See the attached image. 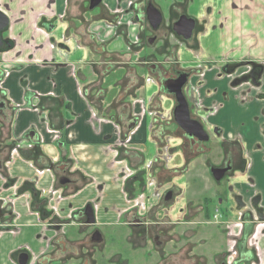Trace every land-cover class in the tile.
<instances>
[{
    "label": "crops",
    "instance_id": "obj_1",
    "mask_svg": "<svg viewBox=\"0 0 264 264\" xmlns=\"http://www.w3.org/2000/svg\"><path fill=\"white\" fill-rule=\"evenodd\" d=\"M130 2L103 0L89 10L88 0H0L13 41L12 48L0 52V88L6 91L9 119L0 117L5 149L0 227H14L0 231V264H19L22 252L28 254L27 264L78 262L69 260L72 255L55 244L54 236L79 246L84 235L72 215L86 202L94 203L97 220L103 222L117 223L129 214L127 190L117 174L130 165L114 155L116 138L124 137L125 124L140 114L141 100L146 110L164 116L168 111L162 108L165 94L159 83L143 80L147 71L138 75L136 67L145 70L143 63L133 61L135 52L128 55L127 40L118 35L130 39L133 30L110 24L117 12L124 24L129 22ZM190 12L202 27L196 40L178 51L182 65L194 69L186 96L197 117L219 129V142L241 145L249 167L232 181L236 190L248 188L247 196L258 194L264 217V0H201ZM241 60L260 66L257 84L235 81L249 69L244 66L222 71ZM159 119L146 112L138 130L130 132L133 149L128 152L139 162L135 168L148 161L146 142L152 149L160 144ZM152 123H158L156 130ZM219 142L213 149H221ZM62 162L72 179L64 185L57 181L56 167ZM246 175L251 186L243 183ZM52 188L61 197L42 194ZM32 192L38 201L50 198L63 220L59 232L51 226L48 209L42 214L32 207ZM248 243L250 248L255 243L257 259L248 248L245 264H264V227Z\"/></svg>",
    "mask_w": 264,
    "mask_h": 264
},
{
    "label": "flooded vegetation",
    "instance_id": "obj_2",
    "mask_svg": "<svg viewBox=\"0 0 264 264\" xmlns=\"http://www.w3.org/2000/svg\"><path fill=\"white\" fill-rule=\"evenodd\" d=\"M102 1L103 0L92 9L101 5ZM200 2L201 0H131L129 6L126 8L133 15L129 22L124 24L120 19L121 16L119 17L120 13L117 12L118 17L113 23H110L116 27H126L128 30H133L130 39L124 33L118 34L127 40L125 47L127 54L129 55L130 53L135 52L133 61L136 60L137 63H143L142 61H139L140 53H144V56H142L144 59L146 56L154 58L149 59L150 61L148 63L146 62V71L150 73V75L145 76L143 80L147 83H159L162 93H164L173 103L164 116L156 110H146L144 101L138 98L142 101L141 104H143L140 114L132 115V118L125 124L129 129L128 132L124 137L119 134L116 138L115 146H113L114 155L122 156V158L126 159V162L130 165H126L125 169H120L117 174V176L124 181V187L127 190L125 195L126 198H124L130 202V211L127 209L129 214L124 216V221L122 222L127 224L135 235L136 241L133 243L131 239V244L134 247H136V245L148 246V248H150V250L157 256L158 264H243V261L245 264L246 261L245 258H243V253L248 250V248L251 249L253 253V259H257L255 243H252L253 247L251 246L250 248L248 247V242L255 237L259 228L264 227V223H262L264 217L262 209L259 207L260 199L258 194L254 193L249 197L247 196L248 188H245L243 191L236 190L237 188L232 181L236 179L239 174H244L245 176L247 168L249 167V160L244 156V151L241 148V145L222 140L219 142V129L205 124L202 119L197 117L193 104L186 96L190 77H192L193 72L191 73L187 70H181L178 66H175L177 65V61L173 59H179L178 51L185 47V44L196 40V36L198 35V31L201 29L202 24L191 14L190 11L195 7H199ZM148 5H151L160 13V19L158 22L154 17L156 16L154 13L150 12L151 15H149V17L147 16L145 10ZM89 6L90 0H88V9L92 10ZM190 19L194 20V28L188 38H185L183 35L177 34L174 31L173 26H189ZM178 21H180V25L177 23ZM6 26L7 27L2 33V40H4V42L0 47V52L10 49L13 46L12 39L9 38L6 33L9 28V21ZM166 53H169L171 59H165ZM243 66L246 67V69H249L242 75L236 77L235 81L243 82L247 80L251 81V84H257L260 66L248 62V60H241L226 65L222 68V71L229 73L234 70V68ZM162 67L165 68L168 73L166 76L163 75V77L160 78L161 75L159 73L162 70ZM182 74L186 75V81L181 90L188 104L189 118L197 121L202 126V130L208 137L207 139H202V137H205V135L202 134H188L173 119V110L177 102L174 94L168 92L167 88L163 86V83L169 79H178ZM155 75L157 77H154ZM169 95L172 99L169 98ZM7 104L8 99L6 91L0 88V117L2 120H9ZM125 110L126 109L124 108L121 111L122 116L125 113ZM146 112L156 119L162 118L159 119L162 121V134L165 131V126H168L169 122H171L174 125V128H172L173 134H171V137L168 135H162L160 137L161 141H159V143L163 144L161 146L163 149V151H161L162 154L160 153L158 155V153H156L157 157H153L154 155H148V161L150 162L148 167L145 165L144 168H135L134 165H138L139 162L137 161L136 156L131 155L128 152V150L133 149L130 132L134 133L138 130L141 123L140 118ZM164 119H166V121H164ZM155 125L156 124L152 123V128H154ZM169 137L172 140L175 139L173 145ZM218 142L221 148L219 150V155L217 156L218 162L215 164L209 160H203L201 162L200 158L204 154L211 152V146H216ZM168 145L170 147H168ZM173 149H178L177 152L179 155L176 157L182 159V162H185V168L180 174V177L185 181L186 178H184V174L188 172L193 173V176L185 182V186L192 185L194 189L198 188L197 196H191L185 199V201L190 202V205L179 204L180 198H184L185 194L183 187H181L179 182L173 184L174 177H177L176 171L169 172L165 166H161L160 169L158 167H151L154 160L157 161V159L167 162L169 160L168 158H171L176 154H172V151H175ZM4 152L5 149L0 143V168H2V166L3 168L5 167V163L1 158V155ZM183 157H185L184 161ZM186 158L189 159V161H187ZM191 161L193 164L196 162V165L204 164L207 167L206 178L208 177L212 185L211 193L206 191V189L204 190L205 184H203V180L200 176L194 173V166L190 165ZM165 165H167V163ZM66 167V164L63 162L57 165L58 183L60 179H68L64 184L71 182L72 179L71 176L67 174ZM211 168L225 169L223 177L218 181L215 180L210 171ZM247 175L243 183H245L244 185L248 184L251 186V179ZM7 180L6 177V181ZM10 181H12L13 184V180ZM10 181L8 180L7 182ZM222 182H224V187L220 194H218L216 187H220ZM101 188L102 186H99V189ZM46 191H43L42 194L47 195L50 193L61 197V192L59 190L52 188ZM127 195L132 198H128ZM30 196L32 198L33 208L39 210L42 214H44L47 209L50 211L51 219L53 221L51 226L54 227L59 225V228L55 229V231L59 232L62 226H64L63 222H61L63 220L60 221L58 219L59 217L55 212V208L49 202L50 198L48 199L46 197L44 200L38 201L35 199L37 197L36 192H32ZM170 202L172 205H174V203L179 205L177 213L178 215L182 213V218L188 214L187 212L191 207L197 206L196 212L190 214L189 218L194 217L195 215H200L203 218V222L212 226L213 232L211 236L215 241V249L211 251L210 256L198 251L199 246L206 243L204 239L199 243L190 242L189 247L187 248V253H184L181 249L176 251L175 245L177 243L173 239L175 236L167 232V226L171 228V224H168L167 220L168 213L172 212V209L169 210L168 203ZM250 204L251 206L256 205L255 208L257 209V211L251 213L252 215L250 214V209H252ZM10 205L7 204L9 211L11 209ZM87 205L92 209L94 218L93 222H87L88 218H92V215L84 214V208ZM0 209L2 210L4 207H0ZM95 210L94 203L86 202L82 208L74 212L72 215V219L74 218L79 221L81 232L84 235L79 246L75 243H66L59 235L54 236L55 244H60L66 252L72 255L69 260H74L75 258L76 260H79L78 262L74 261L72 264H98L99 259L104 256L103 250H99L104 243V237L95 227L97 221ZM172 214L174 215L173 212ZM6 228L7 230H12L14 227L5 223L0 227V231ZM178 239L180 238L178 237ZM213 239H211V241ZM252 248L254 250H252ZM190 251L191 253H189ZM172 255H175L177 261ZM116 256L118 255H111L108 260L114 263ZM117 264H123V262L119 261Z\"/></svg>",
    "mask_w": 264,
    "mask_h": 264
},
{
    "label": "rangeland",
    "instance_id": "obj_3",
    "mask_svg": "<svg viewBox=\"0 0 264 264\" xmlns=\"http://www.w3.org/2000/svg\"><path fill=\"white\" fill-rule=\"evenodd\" d=\"M142 56H144V53H140L139 61L143 62L144 67L147 66L146 62L148 63L150 61L149 59H154V58H149V56H146V58L144 59V58H142ZM165 59L166 60L171 59L169 56V53L165 54ZM173 59L177 61V65H175V66H178L181 70H187V71H190L191 73L193 72L194 69L189 68L187 65L186 66L182 65L183 61H181L180 58L179 59L173 58ZM185 64H187V63H185ZM144 69L145 70L136 67V71H137L138 75H140L141 72L146 71V67ZM167 73L168 72L165 70V68L162 67V70L159 73L161 75L160 78H162L163 75L166 76ZM154 77H157V76L155 75ZM127 79H129V78L127 77ZM127 79L125 81H127ZM137 82H139V81L137 80ZM110 94H113V91L110 92ZM162 97H163L162 108H163V111H166V110L170 109V107L172 106L173 103L165 95H162ZM169 98L172 99V97L170 95H169ZM129 103H132V100H130V98H129ZM129 103H128V105H130ZM164 109H166V110H164ZM164 121H166V119H164ZM173 126L174 125L171 122H169L168 126H165V131L163 132L162 135H168L171 137V134H173L172 133L173 132L172 128H174ZM157 128H158V123H156V125L154 126L153 129L156 130ZM156 134L158 136L160 135L159 132H156ZM171 141H172V145H173L175 142V139H173V140L171 139ZM162 145L163 144H158L157 148L152 149L149 142H146V144L144 145V149L147 153V156L148 155H152V156L154 155L153 157H155V156L157 157L156 153H158V155L160 153L162 154V152H161V151H163V149L161 147ZM207 146H208V144H207ZM213 146H211V148H212L211 152H209L208 154L207 153L204 154L200 158L201 162L203 160H209L214 164L218 162L217 156L219 155V151L213 149ZM168 147H170V146L168 145ZM173 150H175V149H173ZM177 151H178V149L175 151H172L173 152L172 154H174V153H176V154L174 156H172L171 158H168L169 160L167 162L163 161L161 159L160 160L157 159V161L154 160L151 167L152 168L158 167L160 169L161 166H165V167H167L169 172L176 171L177 177H174L175 179L173 180V184H176L177 182H179V184H181V187H183L184 194H185L184 198H180L179 204L180 205L181 204L190 205V202L185 201V199H187L188 197H191V196H197L196 194H198V188L194 189L192 187V185L185 186L186 185L185 182H187V180L193 176V173L192 172L185 173L184 174V178H186L185 181L180 177V174L183 172V170L185 168V165H184L185 162H182V159L176 157L177 155H179V153ZM184 160H185V157H183V161ZM186 160L189 161V159H187V158H186ZM166 163H167V165H165ZM149 164H150V162L148 161L147 164L144 163L143 165H146L148 167ZM190 165L194 166V170H193L194 173L199 175L200 178L203 180V184H205L204 190L206 189V191L211 193L212 192L211 191L212 185H211L208 177L206 178L207 167L204 164H197L196 165V162H195V164H193L192 161L190 162ZM142 168H144V166H142ZM178 178H180V179H178ZM216 185H218V184H216ZM223 187H224V182H222L220 187H216L218 194H220ZM182 196H184V195H182ZM128 198L131 199L132 197L128 196ZM168 205H169V210L172 209V212L174 213V215L172 214V212L168 213V219L167 220H168V224H171V228L169 226H167V232L169 234H172L175 236V237H173V239L177 243L175 245L176 251L181 249L182 251H184V253L185 252L187 253V248L189 247L190 242L199 243V242H201V240L204 239L206 241V243L202 246H199L198 251L200 253H203V254L210 256L211 251L215 249V241L211 236V234L213 232L212 226L210 224L203 222V218L200 215H195L194 217L189 218L190 214H193L194 212H196L197 206L191 207L190 209L187 208V209H189V211L187 212L188 214L182 218L181 217L182 213L180 215H178V213H177V211L179 209L178 208L179 205H176L175 203H174V205H172L171 202L168 203ZM129 206H130V202L128 205V209H129ZM250 206H251V204H250ZM251 207H252V209H250V214L253 213V211H257V209L255 208L256 205L251 206ZM129 211H130V209H129ZM101 214H102V210H101ZM103 221H104V218L100 217V220H97L96 225H95V227L102 233V235L104 237V243L101 246V248L99 249V250H103L104 256H103V258L99 259L98 264H112L113 262H110L108 260L109 256H111V255H118V256H116L115 262L113 264H117L119 261H122L123 264H158L157 263V256L150 250V248H148V246L136 245V247H134L131 244L132 241H133V243L136 241V238H135V235H134L132 229L127 224H124L122 222V221H124V217H121V222H117V223H107V222H103ZM178 237L180 239H178ZM131 239H132V241H131ZM211 239H213V240L211 241ZM189 253H191V251ZM172 257L175 258V255H172ZM175 260H176V258H175Z\"/></svg>",
    "mask_w": 264,
    "mask_h": 264
},
{
    "label": "water",
    "instance_id": "obj_4",
    "mask_svg": "<svg viewBox=\"0 0 264 264\" xmlns=\"http://www.w3.org/2000/svg\"><path fill=\"white\" fill-rule=\"evenodd\" d=\"M101 0H90V9H92L93 7H95L96 5H98V3ZM146 14L149 17V15H151L150 12L154 13L156 16L155 19L158 20L160 19V13L158 12V10H156L154 7H152L151 5H148L146 7ZM190 24L189 26H173L174 31L177 34L183 35L185 38H188L191 33L192 30L194 28L193 26V19H190ZM179 25L181 24L180 21L177 22ZM8 24V18L0 12V47L2 46L4 40H2V33L5 30V28L7 27L6 25ZM155 27V26H153ZM186 81V75L182 74L181 76H179L178 79H169L166 80L163 83V86L165 88H167L168 92L173 93L175 96V100L177 102L176 106L174 107L173 110V119L174 121L181 126L188 134L190 135H195L196 133L198 134H202L205 135V137H202V139H207L208 137L206 136V134L204 133V131L202 130V126L195 120H192L189 118V112H188V104L187 101L182 93V86L184 85ZM211 173L213 175V177L215 178V180H220L225 172V169H219V168H211ZM68 179L65 180H59V183L62 185L65 182H67ZM84 214L85 215H92V218H88L87 222H93L94 218H93V212L92 209L89 205H87L84 208ZM59 225L54 226V229H58ZM28 260V254L27 253H20L18 255V263L19 264H26Z\"/></svg>",
    "mask_w": 264,
    "mask_h": 264
},
{
    "label": "built area",
    "instance_id": "obj_5",
    "mask_svg": "<svg viewBox=\"0 0 264 264\" xmlns=\"http://www.w3.org/2000/svg\"><path fill=\"white\" fill-rule=\"evenodd\" d=\"M53 193V192H52Z\"/></svg>",
    "mask_w": 264,
    "mask_h": 264
}]
</instances>
